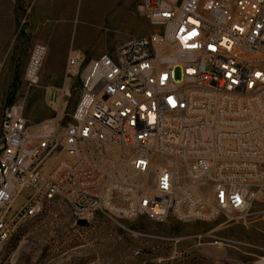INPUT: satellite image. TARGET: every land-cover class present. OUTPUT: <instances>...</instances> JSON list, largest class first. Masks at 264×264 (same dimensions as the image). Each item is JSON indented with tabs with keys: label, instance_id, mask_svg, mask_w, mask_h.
I'll return each mask as SVG.
<instances>
[{
	"label": "built area",
	"instance_id": "2783aa9c",
	"mask_svg": "<svg viewBox=\"0 0 264 264\" xmlns=\"http://www.w3.org/2000/svg\"><path fill=\"white\" fill-rule=\"evenodd\" d=\"M136 10L152 32L89 61L65 126L57 117L34 135L20 107L3 109L0 242L56 199L77 222L245 223L264 203V0H137ZM45 55L32 48L29 87ZM83 64L68 57L66 77ZM60 92L53 104L69 88ZM109 148L119 163L128 155L119 176L104 164ZM51 157L59 159L45 168ZM27 188V203L8 218Z\"/></svg>",
	"mask_w": 264,
	"mask_h": 264
},
{
	"label": "rangeland",
	"instance_id": "374dc122",
	"mask_svg": "<svg viewBox=\"0 0 264 264\" xmlns=\"http://www.w3.org/2000/svg\"><path fill=\"white\" fill-rule=\"evenodd\" d=\"M95 2L102 0H93ZM78 1V8L83 9ZM137 0H111L105 8L104 26L99 37L90 38L77 53L67 47L64 61L53 52L47 58V46H17L15 41L0 46V120L6 106H18L27 121L30 133L38 134L43 124L59 118V127L71 121L79 92L81 75L89 61L102 53H112L121 45L117 42L151 33V28L136 10ZM28 5L20 4L16 23L23 21ZM126 12V13H124ZM86 24L75 19L71 43L80 40ZM35 45H42L46 55L38 74V82L28 86L24 79L29 55ZM80 55L84 64L77 74L66 77L68 57ZM69 88L68 96L55 103L60 91ZM104 164L121 174L124 162H117L118 150L109 148ZM61 158V156H59ZM51 157L45 168L57 159ZM161 159L155 166L162 164ZM153 172L147 179L151 184ZM32 190L23 189L14 201L8 218L24 206ZM264 259V203L250 210L245 223H235L223 216L207 222L183 223L169 219L153 223L144 217L131 220L96 215L80 225L69 205L62 200L44 203L36 215L24 221L16 232L0 242V264H260Z\"/></svg>",
	"mask_w": 264,
	"mask_h": 264
},
{
	"label": "crops",
	"instance_id": "0c3cea01",
	"mask_svg": "<svg viewBox=\"0 0 264 264\" xmlns=\"http://www.w3.org/2000/svg\"><path fill=\"white\" fill-rule=\"evenodd\" d=\"M78 1L0 0V46H7L13 41L17 46L40 43L47 46V58L53 52L56 56H62V61L66 58L68 46L77 47L75 51L83 54V46L91 44L90 38L99 37L104 26L102 20L106 13L105 8L111 0H85L82 3L83 9L78 8ZM24 3L28 5L24 20L16 23L18 7ZM75 19L86 25L81 28L80 40L72 44L70 37ZM131 38L117 42L116 45Z\"/></svg>",
	"mask_w": 264,
	"mask_h": 264
},
{
	"label": "water",
	"instance_id": "95a60500",
	"mask_svg": "<svg viewBox=\"0 0 264 264\" xmlns=\"http://www.w3.org/2000/svg\"><path fill=\"white\" fill-rule=\"evenodd\" d=\"M78 223H79L80 225H84V224H85L84 221H79Z\"/></svg>",
	"mask_w": 264,
	"mask_h": 264
}]
</instances>
